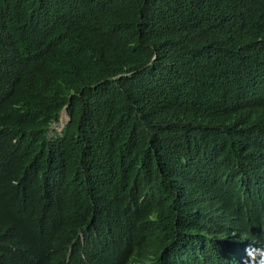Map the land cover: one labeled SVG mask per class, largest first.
<instances>
[{"label": "trees", "instance_id": "obj_1", "mask_svg": "<svg viewBox=\"0 0 264 264\" xmlns=\"http://www.w3.org/2000/svg\"><path fill=\"white\" fill-rule=\"evenodd\" d=\"M95 181L122 197L105 229L123 241L108 257L56 223L52 264H235L264 238V0H0V233L77 226Z\"/></svg>", "mask_w": 264, "mask_h": 264}, {"label": "clouds", "instance_id": "obj_2", "mask_svg": "<svg viewBox=\"0 0 264 264\" xmlns=\"http://www.w3.org/2000/svg\"><path fill=\"white\" fill-rule=\"evenodd\" d=\"M1 60L10 65L12 70L10 78L4 81L7 88L15 93L22 91L24 82L19 72L17 60L15 58H3ZM61 112H64L65 120L59 123V116L56 122H52L48 129L49 136L56 133L59 138L63 135L61 130L67 121V115L65 108ZM53 125H59V127L56 129L52 127ZM57 140L51 145L41 147V149H54ZM153 171L154 167L150 164L140 183L136 184L146 189L151 187ZM121 198V196L111 193L109 185L102 181H95L82 186L80 202L74 211L79 216V224L77 226L71 225L72 214L47 216L44 219L34 220L31 225L32 234L29 240L17 245H14L6 234L0 233V264H52L57 261L58 252L49 237L50 230L56 223H62L69 228H74L73 238L79 242L81 247L84 246L82 230L90 232L93 236L100 237L106 246L109 257L119 243L123 241V234L108 232L105 229V220L111 210L119 204ZM95 217L101 220L99 224H92V220ZM15 219L20 220L18 214ZM40 231L44 232L42 241L38 244ZM234 253L235 264H264V238L259 241H241L236 244Z\"/></svg>", "mask_w": 264, "mask_h": 264}, {"label": "rangeland", "instance_id": "obj_3", "mask_svg": "<svg viewBox=\"0 0 264 264\" xmlns=\"http://www.w3.org/2000/svg\"><path fill=\"white\" fill-rule=\"evenodd\" d=\"M64 120H65V118H64V112H61L60 113V119H59L58 122L59 123H62ZM52 127L57 129L59 127V125H53Z\"/></svg>", "mask_w": 264, "mask_h": 264}]
</instances>
